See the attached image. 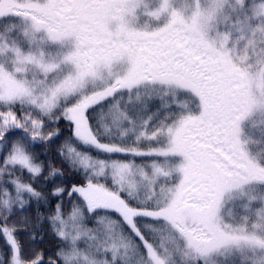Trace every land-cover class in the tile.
Wrapping results in <instances>:
<instances>
[{"label":"snow or ice","instance_id":"obj_1","mask_svg":"<svg viewBox=\"0 0 264 264\" xmlns=\"http://www.w3.org/2000/svg\"><path fill=\"white\" fill-rule=\"evenodd\" d=\"M61 121L83 182L46 193ZM0 240V264H264V0H0Z\"/></svg>","mask_w":264,"mask_h":264},{"label":"trees","instance_id":"obj_2","mask_svg":"<svg viewBox=\"0 0 264 264\" xmlns=\"http://www.w3.org/2000/svg\"><path fill=\"white\" fill-rule=\"evenodd\" d=\"M60 129L61 135L57 138H54L49 144H38L34 151L39 156V159L45 163V172L44 175H47L48 173V162L51 161L52 166L56 167L63 173V177H56L54 182H49L46 186H42L41 184L37 183L34 185V187L37 188V190H42L46 193H51L52 188L54 186H63L66 188H70L73 183H81L83 182L82 177L77 176L72 173V171L67 167V165L62 162L61 157L57 154V150L60 147V145L63 143L66 137H68L71 132L68 126V123L66 121H61L59 124H52L48 128L45 129V131H53L56 128ZM45 153H47L45 155ZM25 181L28 180V176L25 174L24 176ZM40 180L43 181V176L40 177ZM64 200L67 202L68 197L65 194ZM56 199H51V206L55 207ZM70 207V205L66 204V208ZM41 211L44 212L45 208L41 207ZM29 214L34 215L35 214V208L28 209ZM47 226H45L46 228ZM3 244V241L0 240V245ZM57 241L50 236H46L43 243L37 245L39 249H43L46 253L45 259H47L48 255H51L52 253L49 252V249L55 250Z\"/></svg>","mask_w":264,"mask_h":264}]
</instances>
